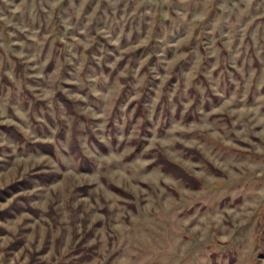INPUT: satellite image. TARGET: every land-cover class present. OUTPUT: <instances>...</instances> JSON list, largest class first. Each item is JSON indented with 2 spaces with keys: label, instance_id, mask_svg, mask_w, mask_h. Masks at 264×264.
Returning <instances> with one entry per match:
<instances>
[{
  "label": "rangeland",
  "instance_id": "374dc122",
  "mask_svg": "<svg viewBox=\"0 0 264 264\" xmlns=\"http://www.w3.org/2000/svg\"><path fill=\"white\" fill-rule=\"evenodd\" d=\"M4 210L0 264H264V0H0Z\"/></svg>",
  "mask_w": 264,
  "mask_h": 264
},
{
  "label": "trees",
  "instance_id": "16d2710c",
  "mask_svg": "<svg viewBox=\"0 0 264 264\" xmlns=\"http://www.w3.org/2000/svg\"><path fill=\"white\" fill-rule=\"evenodd\" d=\"M63 104H66L65 106H68V102H65V100H63ZM140 113V112H139ZM3 130L12 135L14 137V139L20 141L21 138L19 136V134L15 131H10L8 128H3ZM138 149V144L135 145L134 147V150L137 151ZM158 165H160L161 169H163L165 172L171 174L174 178H177V179H181V180H186L188 177H191L188 173L185 172V170H183L180 166L176 165V164H173L171 162H169L167 159H165L164 157H161V156H158L157 158V162H156ZM192 178V177H191ZM115 189V188H114ZM117 190V189H115ZM3 193H6V191H2ZM7 212V210H4V211H0V214L1 213H5Z\"/></svg>",
  "mask_w": 264,
  "mask_h": 264
}]
</instances>
